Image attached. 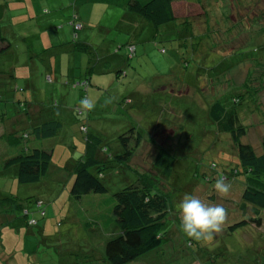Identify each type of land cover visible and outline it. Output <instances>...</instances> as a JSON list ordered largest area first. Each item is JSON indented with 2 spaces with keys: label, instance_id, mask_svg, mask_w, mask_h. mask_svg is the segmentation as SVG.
I'll use <instances>...</instances> for the list:
<instances>
[{
  "label": "rangeland",
  "instance_id": "1",
  "mask_svg": "<svg viewBox=\"0 0 264 264\" xmlns=\"http://www.w3.org/2000/svg\"><path fill=\"white\" fill-rule=\"evenodd\" d=\"M181 1L192 4L193 0ZM181 1H175V9L180 5L176 21L158 26L157 34L151 37L146 27L139 40L138 36L131 38V20L122 22L127 20L122 5L126 0H95L91 8H79L83 31L76 32L80 38L71 45L81 71L89 60L95 65L110 52L119 55V60L109 59L106 66L105 59L95 70L94 76L103 85L94 109L99 114L92 117L90 112H83L79 101L74 111L80 125L68 131V137L33 140L31 130L15 128L17 121L10 130L4 120L0 121V264H109L104 258V245L119 232L112 215L114 194L136 180L148 185L153 193L162 194L168 211L160 244L126 264H264V207L256 208L242 198L247 186L264 190V176L255 178L260 183L251 181L248 168L240 165L230 134L219 131L209 115L216 101L234 110L244 127L239 141L250 145L256 155L262 153L264 0H203L206 15L199 10L189 13L192 5ZM197 6L202 4L196 2L193 9ZM74 10V0H0V15L8 19L0 20L1 31L12 39L7 48L12 51L10 57L0 50V108L6 115L0 114L5 120L21 110L18 103L9 102L23 89L16 78L24 62L21 36H29L31 31L39 33L35 16L40 13L45 26L42 16L49 15L55 27H43L42 35L45 44H54L61 25H68L70 34L74 33L67 22ZM181 15L190 18L188 28L181 23ZM82 33L87 34L84 39ZM130 45L135 48L133 56H129ZM120 59L127 64L120 69L126 75L119 73L116 85L121 95L114 89L115 82H108L112 74L115 76V63ZM9 63L16 64V76L12 73L11 78L6 76L12 69ZM104 71L107 76L100 74ZM42 76L44 90L32 102L48 108L52 105L46 86L50 82L44 71ZM135 84L139 96L130 112H122V119L115 107L108 106L113 102L123 104V96ZM179 90L187 92L179 95ZM109 97L112 102L104 106ZM71 133L75 135L70 137ZM123 133L129 137L133 154L126 163L114 159L124 151L123 146V150L118 149V136ZM87 137L100 162V170L93 171L106 192L75 198L70 193L75 176L72 169L85 155ZM116 140L119 147L114 145ZM10 144L17 148L13 155L34 147L51 152L48 170L37 182L19 184L13 175L17 167L5 166ZM159 149L173 158L168 171L156 165ZM221 176L231 184L224 198L214 189ZM185 194L226 208L228 216L222 231L211 242L190 241L182 232L176 205ZM23 211H27L26 218ZM29 219H34L35 225H29Z\"/></svg>",
  "mask_w": 264,
  "mask_h": 264
},
{
  "label": "trees",
  "instance_id": "2",
  "mask_svg": "<svg viewBox=\"0 0 264 264\" xmlns=\"http://www.w3.org/2000/svg\"><path fill=\"white\" fill-rule=\"evenodd\" d=\"M94 1L95 0H90L91 3ZM175 1L180 0H126L122 5L125 6L126 10L138 14L147 22L158 27L177 20L176 18L178 15L175 14L173 7ZM86 2L88 1L74 0L75 6ZM201 9L204 11V5L201 6ZM5 19L7 18H4V20ZM79 19L78 13L74 10L72 16L67 21L68 24L72 26V30L75 24L81 25ZM181 23L185 25L184 28H188L191 20L185 17ZM1 28H3V24L0 22V41L3 42L6 39L3 36ZM73 32L76 33L74 30ZM74 33H72L73 43H75L74 41L78 37V33H76V35ZM46 79L50 82L52 81V76L48 74ZM83 81H74L72 86H79ZM82 87L84 90L87 89V81L85 86ZM11 98L13 97L11 96ZM9 102L13 104L10 98ZM3 109L4 108H0V112L5 116L6 112ZM17 112L18 111H16V114ZM209 115L210 118L217 123L219 131L228 132L230 134L232 140L236 144L240 165L248 168L252 176L251 181L260 183L256 181L255 178L264 176V137L262 138V153L256 155L250 145L239 141V137L244 134V127L241 126L240 122L237 120L234 110H228L223 104L216 101L210 106ZM4 116L0 114V121L4 120L6 124L9 123L12 116L6 118V120ZM12 125L14 126V124ZM57 125L55 121H49L43 123L40 127L32 128V139L38 141L48 139L54 134ZM118 138L121 146L124 147V151L122 154L115 155L114 159L116 162H127L132 155L129 137H126L123 133L120 134ZM139 138L140 135L137 136V142ZM86 142L87 147L85 155L73 165L72 169L75 176L70 188V193L75 198L89 193L100 194L106 192V186L99 180L97 174L93 171V169L100 170V162L96 158L95 146L90 144L91 140L89 137H87ZM9 146L8 148L10 149L8 150L11 154L5 161V166L17 167L13 175L16 174V180L19 184L37 182L40 177L47 172L51 155L49 150L34 147L32 149L27 148V151H22L19 154L13 155V153L17 151L16 145L13 146V144H10ZM172 161V156L166 150H158L156 155V165L158 167H164V169L168 171ZM255 186L256 187L247 186L243 191L242 198L256 208H263L264 190L257 188V185ZM114 200L112 215L119 228V232L116 236L106 241L103 253L105 260L109 264H126L136 260L139 256L147 253L160 244L163 239V226L168 208L166 199L162 194L153 193L148 185L137 180L116 192L114 194ZM22 216L26 218L27 211H23ZM33 220L34 219H29L27 223L33 226L35 225V223L32 222ZM235 226L236 225L230 226L229 229H233Z\"/></svg>",
  "mask_w": 264,
  "mask_h": 264
},
{
  "label": "crops",
  "instance_id": "3",
  "mask_svg": "<svg viewBox=\"0 0 264 264\" xmlns=\"http://www.w3.org/2000/svg\"><path fill=\"white\" fill-rule=\"evenodd\" d=\"M86 1L88 2L77 4L75 6L77 7V10L75 11L79 14V16H80L79 8L81 7H86V9L91 8L92 6L91 4H93V2L92 3L90 2V0H86ZM181 2L182 4H187L189 7H191L190 5H192V9L188 8L189 13L194 10H199L201 14L203 15L207 14L206 8L204 9V11H202L201 7L199 6L193 9V6L195 5L196 2H200L203 5V0H193L192 4L183 1ZM174 5L175 2L173 3V7L176 12V9L178 10V8H180V5H178L176 9ZM35 17H38V21L40 24L39 26H37V28L39 29V33L36 34L35 32L31 31V34L29 36H23V35L21 36L25 46L24 49L25 51L22 55L24 62L21 65L22 72L16 78L18 79V82L21 84V86H23V89L22 92L18 94V96H12L13 98H11L12 103H18V107H20L21 110L18 111L16 115H13L11 117L9 123H7V126L9 129H13L14 127L12 124H15L13 122L17 121L19 125L16 124L17 125L15 127L16 129L23 127L31 130L32 128L40 127V125H42L43 123L49 121H55L58 125L56 126V130L54 134L50 136L48 140L60 136H62L63 138L68 137L69 136L68 131H71V129L74 127L76 128L77 125L78 127L80 125L77 122L76 119L77 116L74 111V106L80 101V98H83V95L84 97L90 96L93 100H95L96 104L100 102V91L103 85L100 83L101 79H98L97 77L94 76L95 70L97 69L98 66L103 64L105 59H108L107 62H104L106 63L105 64L106 66L110 65L109 59L113 58L119 60V55L112 54L110 52L109 54H107L108 56H103V57L101 56V58L98 60V62L95 65L91 64L92 61L89 60L86 63V66L83 68L84 71L82 72L81 71L82 67L76 63L75 53L77 52L75 51V48L72 47L71 45L73 43L72 33L70 34V29L68 25L67 26H65V24L61 25V27L58 28L59 30L57 29L58 36L55 38L56 41L53 42L54 44H48V43L45 44L44 42L45 40L42 35V28L43 27L51 28L55 26V21L51 19L49 15H44L42 17L45 26H43L40 22L41 21L40 13H38ZM123 17L127 18L126 21L122 19V22L125 24L129 22V19L131 20V24H132L131 32L133 33V36L131 37L132 39H135L138 36V40H139V38L141 37L140 33L144 29H146V27H148L150 31V37L153 36L154 34H157L159 27L150 25L145 19L140 17L138 14L127 10L124 12ZM181 17L185 18V16L182 15ZM4 18L6 17H3V14H1L0 20ZM123 30L128 31L129 29L125 28ZM82 31L80 30L79 32ZM79 32L77 34L78 38H80ZM3 36L5 37L6 40H4L3 42L0 41V50H2V52L4 51V56L10 57L11 55L10 53L12 51L10 50L7 51V48L11 47L12 39L6 33H3ZM86 36H87L86 33H82V39H84ZM129 42H133V41H129ZM41 43L43 44L40 45ZM43 45L46 46L42 48ZM78 54L81 53L79 52ZM77 57H79V55ZM9 65L11 66L10 63ZM115 65L118 67L116 70L117 72L115 73V76L113 74L111 75L112 70L111 72L108 73L111 75V79H108V82L109 84L115 82L114 89H116V91L121 95V92L119 91V88L116 87V85L120 80L118 79V77L122 75L120 69H123L125 66H127V64L125 63V61H123V59H120V61H117ZM11 67H12L11 71L9 67L10 72L9 74L6 75L9 78H11L12 73L13 76H16V74L13 71V69L16 67V64L12 63ZM43 71L46 75L49 74L52 76V81L48 83L49 85H46L49 87L48 97L49 99H51V103H52V105L48 108H44L38 102H36L38 103V106L33 104L32 102V100L37 99L39 95V91L42 90L43 92L44 90V87H42L43 84L42 79L44 78L42 76ZM123 72L126 75V71ZM105 73H106L105 71L100 72V74L102 75H105ZM83 80L87 81L88 83V87L86 90H84L82 86H75V87L72 86V83L74 81H83ZM1 82L2 79L0 77V83ZM185 92L182 90L178 91L179 95L184 94ZM138 96H139L138 84L137 85L135 84V86L132 88L129 94L123 96V98L125 99V102H123V104L117 105L113 102V104L109 105L108 108L111 109L112 107H115V111L121 115L122 119H125L124 114L130 112V110L136 103L134 99L135 97ZM45 97L46 96H44V98ZM53 99L54 101L52 102ZM128 99H130L129 103H127ZM130 105L132 106L128 108ZM103 107L104 106H102V108ZM96 111L98 110H94L93 112H90V115L92 117H95L94 115L99 114ZM123 111H125L124 114L122 113ZM74 135H75L74 133L73 134L71 133L70 137ZM119 143L116 140L114 142V145L116 147H119ZM118 149L123 150L122 146ZM132 158H133V154L131 155L128 162H130Z\"/></svg>",
  "mask_w": 264,
  "mask_h": 264
},
{
  "label": "clouds",
  "instance_id": "4",
  "mask_svg": "<svg viewBox=\"0 0 264 264\" xmlns=\"http://www.w3.org/2000/svg\"><path fill=\"white\" fill-rule=\"evenodd\" d=\"M111 97L104 101V106H108L112 102ZM96 103L90 97L86 96L79 102V109L83 112H91L95 109ZM213 168L216 164L211 165ZM217 194L224 198L227 197L231 184L224 177H218L214 184ZM176 209L181 218L182 232L190 241L209 243L215 234L222 231L228 212L222 204L208 205L195 195L185 194L180 202L176 205Z\"/></svg>",
  "mask_w": 264,
  "mask_h": 264
},
{
  "label": "built area",
  "instance_id": "5",
  "mask_svg": "<svg viewBox=\"0 0 264 264\" xmlns=\"http://www.w3.org/2000/svg\"><path fill=\"white\" fill-rule=\"evenodd\" d=\"M81 28V25L80 24H75L74 25V31H77V30H79ZM128 50H129V56H133V54H134V51H135V48H134V46L133 45H130L129 47H128ZM76 84H79V83H76ZM85 84H86V81H83V82H81L80 84H79V86H85Z\"/></svg>",
  "mask_w": 264,
  "mask_h": 264
},
{
  "label": "bare ground",
  "instance_id": "6",
  "mask_svg": "<svg viewBox=\"0 0 264 264\" xmlns=\"http://www.w3.org/2000/svg\"><path fill=\"white\" fill-rule=\"evenodd\" d=\"M79 30H80V29H79ZM77 31H78V30H77ZM77 31H76V32H77Z\"/></svg>",
  "mask_w": 264,
  "mask_h": 264
}]
</instances>
